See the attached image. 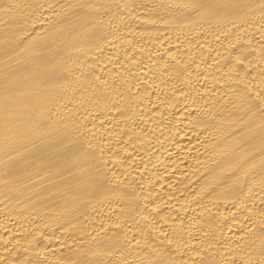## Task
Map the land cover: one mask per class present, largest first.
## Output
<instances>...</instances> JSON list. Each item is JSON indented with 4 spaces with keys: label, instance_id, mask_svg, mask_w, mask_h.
I'll return each mask as SVG.
<instances>
[{
    "label": "bare ground",
    "instance_id": "6f19581e",
    "mask_svg": "<svg viewBox=\"0 0 264 264\" xmlns=\"http://www.w3.org/2000/svg\"><path fill=\"white\" fill-rule=\"evenodd\" d=\"M0 264H264V0H0Z\"/></svg>",
    "mask_w": 264,
    "mask_h": 264
}]
</instances>
